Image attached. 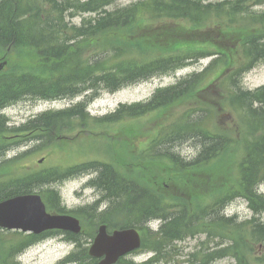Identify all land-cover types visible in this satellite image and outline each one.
Returning <instances> with one entry per match:
<instances>
[{
	"label": "trees",
	"instance_id": "16d2710c",
	"mask_svg": "<svg viewBox=\"0 0 264 264\" xmlns=\"http://www.w3.org/2000/svg\"><path fill=\"white\" fill-rule=\"evenodd\" d=\"M114 2L0 0V53L29 61V67L17 64L0 73V110L24 97L48 101L83 97L19 126H7L0 113V138L13 131L29 133L32 136L29 140L53 144L67 133L85 127L150 115L158 128L154 140L144 149L145 159L130 163L131 169L126 167L129 171L125 173L100 161L32 171L0 181V199L49 186V195L44 196L46 203L57 212H64L56 186L94 167L98 174L91 184L105 194L114 209L116 206L125 213L122 227L141 230V250L152 252L149 260L141 264H163L174 254L179 255L175 243L199 233L198 221L204 213L210 218L212 238L216 239L218 226L222 234L228 233V237L220 236L222 242L228 238L224 241L227 248L221 249L222 256L234 249L230 235L237 236V242L244 245L246 240L241 238L248 232L260 236L255 241L264 240V222L252 225L256 218L237 221V214L225 213L228 203L238 196L254 212H264V195L257 192L258 184L264 182V112L263 118H253L249 106L253 97L240 86L241 77L250 69L253 59L264 60V41L255 36L264 33V12L251 13L248 0H139L109 8ZM79 13L90 16L79 25L66 22L67 14L73 17ZM145 19L156 23L147 25ZM134 26L125 40L116 35ZM199 26L208 29H203V33L193 29ZM209 31L216 32L219 38L201 41L200 35L205 37ZM210 44L214 52H202L199 48ZM183 46L187 50L182 53L164 52L145 60L141 55L143 48L164 50ZM210 54L216 57L204 68L159 89L146 102L119 104L114 112L102 116H91L86 109L102 92H114L137 81L168 74ZM174 106L186 108L174 116L170 112ZM220 110L231 117L236 113L238 121L232 129L230 124L224 130L216 126ZM134 132L132 128L125 131L127 143H135L131 141V137L137 138ZM183 143L195 146L196 153L188 157L180 153L177 147ZM235 149L238 150L233 155L238 161V174L233 179L236 190L223 192L217 189L218 185L229 184L231 169L229 165L213 163L231 156ZM118 154L116 151L119 159ZM215 191L220 194L210 206L199 209L195 205L198 198ZM172 199L175 202L168 201ZM152 220L160 222L157 230L148 227ZM19 251L8 264H21L15 259ZM236 251L240 261L244 252Z\"/></svg>",
	"mask_w": 264,
	"mask_h": 264
},
{
	"label": "rangeland",
	"instance_id": "374dc122",
	"mask_svg": "<svg viewBox=\"0 0 264 264\" xmlns=\"http://www.w3.org/2000/svg\"><path fill=\"white\" fill-rule=\"evenodd\" d=\"M137 1L139 0H115L109 8L126 6ZM210 1L221 2L224 0ZM255 9L256 11L262 10L260 7H256ZM89 16V13L78 14L74 16L71 21L72 23L79 24L81 23L82 18ZM144 21L148 23L147 25H153L156 23L152 20L149 21L148 19H145ZM185 26L190 27L187 23H185ZM134 29L135 26L130 31H121L116 35L125 40L127 35ZM193 29H198L203 33V29L208 28L199 26L193 27ZM200 37H202L201 41H204L205 38L218 39L219 35L216 34V32L209 31L205 37L204 35H200ZM117 41L118 40H115L114 43L117 44ZM199 48L203 52L214 51V47L211 46V44L200 45ZM185 50H187V46L164 50L143 48L141 55L145 60L164 54V52L182 53ZM135 53L139 55L138 52ZM10 61V68L17 64H25V68L29 67V61L18 60L16 56L10 58ZM207 61V59L197 60L190 66L171 72L162 77H155L132 84L114 93H102L89 105L91 114L103 115L109 113L119 103L144 101L148 99L157 88L175 83L177 79L188 75L194 70L200 69L203 64L207 63ZM263 83L264 63L256 65L245 73L243 77V85L245 88L254 87ZM77 99L78 98L71 100L66 98L48 102L34 97H24L16 103L15 106L2 111L1 113L7 118L5 122H9L12 126H18L41 112L48 111L49 109L66 107ZM185 108L186 106H174L171 108L170 112L175 116ZM216 116L217 120H219V123L216 124V126L219 125V130L222 128V130L230 128V125L232 129L235 120L227 114V111L220 110L217 112ZM151 117L152 116L139 117L133 121L128 120L116 123L112 126L99 125L89 126V128L85 127L83 130H76L67 133L65 138H60V140L54 141L53 144H46L43 140L41 143L29 140L32 137L29 133L20 134L18 132L14 133L13 131H8L3 135L2 139L0 138V181H7L11 177L26 175L32 171H41L53 167L64 169L68 166L94 160L108 162L115 170L124 171L123 173L128 172V168L131 169V164L134 163V161H143L145 159L143 156L144 149L152 139L154 140L153 136L156 134L155 128H158V124H156V121ZM171 120L172 114L169 115V121ZM130 128L138 130L137 132H141V137L139 139L131 137V141L135 142L138 147L123 140L124 131ZM137 132H134V134ZM177 149L180 153L186 155V157L193 156L197 150L195 146L188 143H183L182 146H178ZM116 151L119 153V159L115 156ZM237 152L238 150L235 149L231 156L228 154L226 157H221L213 163L214 166L229 165L228 168L231 169V173L229 177H227L230 178L227 180L229 184L221 183L218 185L219 188L217 189H222L223 192L228 189L236 190V187L233 186V179L236 178V174H238V161H236L237 159L233 155H236ZM4 159L7 161L5 162ZM41 159L44 160L39 162ZM162 161L166 162L164 159H162ZM94 175H96V169L91 167V169L85 171L84 174L77 175L74 178L72 177L71 179L58 184L56 189L61 200L60 206L63 207L65 204L68 208H75L77 210L90 207L92 205L91 203L97 198V196H99V192L91 187L86 188L87 185H85V183ZM218 186L216 185V187ZM41 189L42 190L39 191V194L44 197L49 195L48 190L51 188L49 186H41ZM205 194L206 193L204 192L203 195ZM212 197L213 195L209 196L208 194L207 196L198 198V202L194 201V203H196L195 205L198 204L199 209H204L209 205L210 201L213 202ZM168 201L175 202V199ZM47 207L49 208V212H56V210L50 208L49 205H47ZM227 212L238 213V220L250 217V212L248 211L246 202L242 197H237L230 202ZM206 215L208 214H202V219L200 217L198 221L199 233L196 236L192 238L188 237L181 242L175 243V250L182 253V255L174 254L173 258L169 259V262L163 264H202L204 261H208L209 264H264V253L258 245L252 247L253 249L251 248L249 233H246L245 236L241 238L242 240H246V245H244L243 242L238 243L237 241L239 238L237 239V236L230 235L229 238H231L234 243L232 256H226L212 261V257L219 249L218 243L220 240L211 237L212 225L209 224L210 218H206ZM79 218L81 219L83 227L82 235L80 236V240L83 243L81 248H75L73 243L63 242L59 232L48 233L44 238H41L39 242L27 246L22 251L19 258L15 255V259H20L19 261L23 264H59L61 259L71 253L77 260V263L75 264H88L83 249L86 247L87 251L88 245H90L89 243L92 241V239H89V234L92 237L96 222L92 220L91 216ZM105 218V220H109L107 225L110 229L119 227L118 224L122 221L120 215H111L106 216ZM159 224L158 221H155L151 223L149 227H152V229L155 230L159 227ZM216 228L218 231L217 234L222 237H228V233L222 234L221 227L218 226ZM22 235L25 234L15 231H0V264H8V262L12 261L10 258H13L15 252L24 248L32 239H34L32 236L25 237ZM224 241H228V238L220 243L221 247L227 245V243L224 244ZM236 250L244 252V256L240 261H238L236 258L237 256H234L233 254L237 253ZM149 255L150 254L147 251H136L125 256L120 264H139L147 259Z\"/></svg>",
	"mask_w": 264,
	"mask_h": 264
},
{
	"label": "water",
	"instance_id": "95a60500",
	"mask_svg": "<svg viewBox=\"0 0 264 264\" xmlns=\"http://www.w3.org/2000/svg\"><path fill=\"white\" fill-rule=\"evenodd\" d=\"M5 64L6 61L0 58V71ZM0 227L33 233L53 228L74 232L80 230L75 218L47 213L44 202L36 193L19 195L1 201ZM139 246L140 236L136 229L115 230L109 235L105 232V226H101L89 253L94 257H102L97 264H114L121 256Z\"/></svg>",
	"mask_w": 264,
	"mask_h": 264
},
{
	"label": "flooded vegetation",
	"instance_id": "af4514ba",
	"mask_svg": "<svg viewBox=\"0 0 264 264\" xmlns=\"http://www.w3.org/2000/svg\"><path fill=\"white\" fill-rule=\"evenodd\" d=\"M256 88H258V87H256ZM256 88H253V89L248 91L251 97H254L253 92L257 91V93H259L254 99H251L249 106L251 108L257 106L261 110H263L264 109V100L262 99V97H264V86H260L259 89H256ZM95 211L97 213H101V212H98V210H95ZM252 243L254 246H256V244H254L253 241H252ZM259 248L264 250V240H263V242H260Z\"/></svg>",
	"mask_w": 264,
	"mask_h": 264
},
{
	"label": "bare ground",
	"instance_id": "6f19581e",
	"mask_svg": "<svg viewBox=\"0 0 264 264\" xmlns=\"http://www.w3.org/2000/svg\"><path fill=\"white\" fill-rule=\"evenodd\" d=\"M94 189H99L96 185H94Z\"/></svg>",
	"mask_w": 264,
	"mask_h": 264
}]
</instances>
